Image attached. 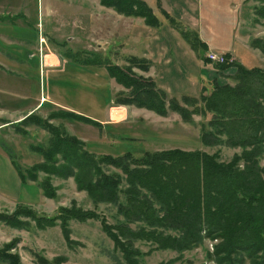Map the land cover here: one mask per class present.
Wrapping results in <instances>:
<instances>
[{"label":"trees","instance_id":"obj_1","mask_svg":"<svg viewBox=\"0 0 264 264\" xmlns=\"http://www.w3.org/2000/svg\"><path fill=\"white\" fill-rule=\"evenodd\" d=\"M104 7L119 15L141 18L151 28L160 26L158 17L145 0H100ZM159 13L194 52L206 50L196 31L186 28L161 9ZM256 20H264V2L255 8ZM0 21H5L0 15ZM250 45L264 54V41L254 38ZM215 65L219 70L233 68L234 84L211 82L212 89L202 87L199 97L168 98L149 77L135 73L148 72L149 60L127 57L130 67L106 64L109 77L126 93L114 98V103L135 106L166 117L168 112L179 115L182 122L191 123L195 115L210 116L206 130L202 127L201 142L205 146L239 148L230 162H220L216 154L183 152L179 149L145 152L135 157L130 152L117 157L95 155L84 149L82 141L64 135L52 124L34 114L21 123L35 121L51 139L46 147L31 146L42 161L22 170L9 158L22 184L35 182L44 197H56L52 177L72 178L77 191H82L93 203L116 205L119 216L113 225L92 210L83 211L74 203L59 208L53 217L36 214L27 205H17L11 213H0V223L15 228L29 226L28 218L39 229L57 222L68 244L69 222L97 220L104 233L120 252L122 264H142L138 241L154 245V250H170L178 254L195 249L205 239L218 240L213 255L216 264H264V69L246 68L229 60ZM206 63H209L204 59ZM68 118L101 128L102 125L74 112H52L47 119ZM107 168L115 171L107 172ZM39 173L44 176L40 179ZM132 225H136L132 228ZM16 240L0 248V264H22L19 254L12 253ZM38 262L50 264L39 254L32 253ZM54 262L62 261L57 257ZM161 264H171L161 263Z\"/></svg>","mask_w":264,"mask_h":264},{"label":"rangeland","instance_id":"obj_2","mask_svg":"<svg viewBox=\"0 0 264 264\" xmlns=\"http://www.w3.org/2000/svg\"><path fill=\"white\" fill-rule=\"evenodd\" d=\"M233 2L234 5L218 3L221 12L223 7L229 6L231 10L224 14L228 18L236 19L233 29L234 57L246 68L264 69V54L259 51V48L250 45V41L254 38L264 41V20L256 22L258 19L255 17V8L263 4L264 0H233ZM148 5L155 9L157 0L156 5L154 0H150ZM41 6L44 8L42 12L38 9ZM90 9L93 10L94 16L87 18L86 15L91 14ZM45 13L50 16L46 21V24L50 26L49 34L43 32L41 26L40 16ZM0 15L5 19L3 22L0 21V24L6 25V31L15 38L14 43L9 46L12 50L9 51L16 64L10 66L5 63L4 65L5 69L13 75L20 74L22 67L20 64L24 58L23 52L19 51V46H26L29 49V57L34 58L28 63L35 73L37 68L43 74L49 69L59 68L67 63L66 72L60 75L68 96L65 100L67 103L87 110L86 105L76 99V91L82 85L73 79L72 72H75L77 76L80 75L81 78H84L81 74L85 72L88 77L92 76L100 80L101 84L95 92L97 100L106 102L109 99L107 90L109 89L112 93V101L107 107V120L103 124L98 122L102 125L101 128L68 118L47 119L50 113L61 110L52 106L44 107L39 113L34 114L36 118L47 120L48 124L56 126L61 134L73 136L82 141L86 151L95 155L112 157L130 152L135 157H141L145 152L179 149L183 152L198 151L210 155L216 154L218 161L225 163L230 162L234 154L241 153L239 148H228L223 145L209 147L202 144L200 139L202 127L208 130L206 125L209 115L206 117L195 115L191 123H184L178 114L170 111L166 117H161L144 108L114 103V98L120 93H126V90L109 77L105 66L114 64L121 68L130 67L126 59L135 56L124 54L126 52L122 48L124 29L123 27L116 29L119 14L111 8L102 6L100 0H0ZM170 16L178 20L180 13L172 12ZM184 16L188 18L189 14L184 13ZM159 17L165 23L163 22L158 28L161 29L164 25L165 28L157 32V29L144 25L146 29L143 31L145 36L156 33L159 41L150 38L148 43H145L142 39L137 47L140 52L138 56H141L147 44L157 56L160 50L161 55L164 54L167 60L156 59L154 62L149 60L153 67L149 68L148 72L135 69V73L151 78L158 89L166 90L168 98L173 97L178 100L182 96L199 97L202 87L207 88L209 92L212 89L213 79L218 84H234L232 76L235 70L233 68L219 70L215 65L204 61L205 54L215 50L209 49L205 44L206 50L199 51V54L192 51L177 30L160 13ZM220 18L218 14H215V19L219 22ZM180 24L190 29L185 23ZM203 28L205 35L212 37L213 29L208 26ZM90 29L95 33L92 37L88 34ZM40 40L43 41L40 42ZM19 41L23 44H19ZM211 41L213 42V39ZM34 45H36L35 49ZM217 53L226 55L223 52ZM229 60H232L231 57ZM207 65H210V70L206 69ZM201 67L206 69L202 73H200ZM3 121L0 120V122ZM21 122L0 123V126L9 124V127L1 129L0 150L6 153L8 158L11 157L22 170H26L31 166L32 160L36 162L40 158L42 161L41 155L32 151L30 147L35 145L46 147L51 135L34 123L35 121L26 124ZM260 164L264 166V158L261 159ZM106 171L115 170L107 168ZM38 176L41 179L44 174L39 173ZM52 184L56 188V197L53 199L44 197L35 182L22 184L20 192L14 198L0 194V213H11L17 205L21 204L27 205L38 215L53 217L59 208L69 207L74 203L83 211L96 212L105 218L109 225L116 223V219L123 218L119 216L116 205L95 204L85 192L77 191L72 178L64 180L52 177ZM14 185L8 173H0V192L6 190L14 192ZM23 220L29 223L25 229L10 228L0 223V248L16 240V247L11 252L19 254L22 264H45L39 263L33 256V252L47 259L50 264H56L53 259L57 257L63 259L61 262L57 261V264H122L120 252L115 251L114 242L104 233L101 223L97 220L70 221L68 226L71 231V244L66 242L58 222L54 226L39 229L34 221L28 218ZM131 227L135 228L136 225ZM217 243L218 240L205 239L201 246L184 251L182 254L170 250H154V245L144 241L136 242L135 247L142 253L139 259L142 264L169 262L171 264H216L209 259V255H213L214 245Z\"/></svg>","mask_w":264,"mask_h":264},{"label":"crops","instance_id":"obj_3","mask_svg":"<svg viewBox=\"0 0 264 264\" xmlns=\"http://www.w3.org/2000/svg\"><path fill=\"white\" fill-rule=\"evenodd\" d=\"M145 1L147 4L150 2V0ZM159 2L161 9H163L169 15H171L172 12L180 13L178 20L176 21L179 23L182 22L183 24L185 23V25L190 29L196 31L201 41H203L209 49L215 50L217 52H223L224 54H229L231 59L236 61V58L233 54V29L236 19H232L231 17L228 18L226 14H224L229 12L228 10H231L229 6L223 7L222 13L218 3L220 2L222 5H234L233 0H159ZM154 3L156 5V0H154ZM38 9L39 11L41 10V12L44 10L42 6L38 7ZM152 10L158 17L160 25L163 24V22L165 23V21H162L159 17V9H157V7L154 9L153 7ZM90 12L91 14L86 15L87 18L94 16L92 9H90ZM184 13H188L189 17L186 18ZM190 13H194L195 15L192 16ZM215 14H218V16L221 17L220 22L215 19ZM117 17L119 19H117L118 24H116V29L117 27H123L124 29L125 36H122V48L123 50H126L124 53L126 56H137L138 58L145 57L151 62L156 61V59L167 60L164 58V54L161 55L160 50L159 56H157L147 44L145 50L142 51L141 56H138L140 53L137 49L138 44L141 43L142 39L145 41V43H148V39L150 38L159 41V39H157L156 33L153 35L152 33H149V35L145 36L143 31L146 29V27H144L145 24L141 18L124 17L121 15H117ZM49 18L50 16L46 13L43 16L42 14L40 16L41 26L43 28L42 31L48 34L50 32V26L46 24V21ZM206 26L213 29L211 34L212 37L210 35H205L203 27ZM163 28H165V25L161 29ZM154 29H157V32L161 30L158 27ZM88 34L90 37H92L95 33L92 29H90ZM211 39H213V42ZM14 40L15 38L12 36V34L6 31V25L0 24V120H4L3 122L20 123L29 115L39 113L44 107L46 108L47 106H52L55 109H63L65 111L83 115L94 121L100 122L101 124L106 122L108 116L107 107L109 106L110 101H112V93H110L107 87L109 97L108 101L105 102L102 100H97L95 97V92L98 90L101 82L92 76L88 77L85 75V72L81 74L84 78H81L79 75L80 72H76L79 76H77L75 72H72L71 76L76 82L82 85V87L76 91V99L84 103L87 107V110H83L82 108L73 104H69L65 101L68 96L65 92L60 75L66 72L67 63L59 68L54 67L53 69H49L47 72H43V74L40 73L39 68H37V72L35 73L32 71V68H30L28 63L34 60V58L31 59L29 57L30 54L28 53V47L19 46V51L23 52L24 57L20 64L22 66L21 70L19 71L20 76L13 75L12 72L6 70L4 66L5 63L10 64V66L16 64L14 62L12 53L9 51L12 50V48L9 46L14 43ZM36 40L38 43V34ZM18 43L23 44L21 41ZM33 47L35 49L36 45ZM55 58L56 61L59 60L57 56ZM151 67H153V64L150 66V69ZM209 67L210 65H207L206 69L210 70ZM201 68L203 69L201 70ZM201 68L200 73L206 70L204 67ZM209 77H211L210 74ZM104 85L107 86L106 84ZM164 92L168 94L166 90ZM7 127H9V124L0 126V132L1 129ZM39 161H41L40 158H38L36 162ZM36 162L32 160L30 165H33ZM1 172H6L9 174L11 181L13 184H15V191L9 192L6 190L5 192L1 191L0 194L14 198V196H17V193L20 192V187L22 184L10 159L7 157L6 153L0 150V173ZM10 193L12 195H10Z\"/></svg>","mask_w":264,"mask_h":264},{"label":"built area","instance_id":"obj_4","mask_svg":"<svg viewBox=\"0 0 264 264\" xmlns=\"http://www.w3.org/2000/svg\"><path fill=\"white\" fill-rule=\"evenodd\" d=\"M42 41L43 40H40V42H42ZM205 58L210 64H213V65H221V64H224L226 62L225 55L218 54L215 51H208L205 54Z\"/></svg>","mask_w":264,"mask_h":264},{"label":"bare ground","instance_id":"obj_5","mask_svg":"<svg viewBox=\"0 0 264 264\" xmlns=\"http://www.w3.org/2000/svg\"><path fill=\"white\" fill-rule=\"evenodd\" d=\"M114 115H115V113H114Z\"/></svg>","mask_w":264,"mask_h":264}]
</instances>
